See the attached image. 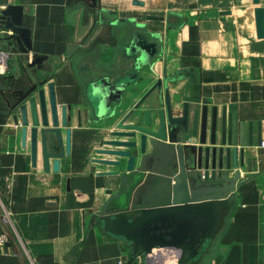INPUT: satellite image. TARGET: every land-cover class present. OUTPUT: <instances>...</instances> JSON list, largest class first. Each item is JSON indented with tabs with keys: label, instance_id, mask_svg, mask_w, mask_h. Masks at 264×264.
<instances>
[{
	"label": "crops",
	"instance_id": "1",
	"mask_svg": "<svg viewBox=\"0 0 264 264\" xmlns=\"http://www.w3.org/2000/svg\"><path fill=\"white\" fill-rule=\"evenodd\" d=\"M138 1L0 0V7L24 6L22 23L31 44L28 52L8 51L0 41V52L10 55L0 74V264H135L129 262L132 248L91 219L107 190L118 187L116 178L102 173L116 167L93 161L115 157L95 148L164 72L179 68H190L197 77L188 84V95L200 100L199 109L207 107V137L215 109L214 146H222L223 114L229 119L232 140L223 147L236 148L229 176L239 173L234 202L195 264H264V35H258L255 13L264 9V0ZM136 32L157 41L153 70L132 69L126 49ZM34 55L43 57L31 65ZM133 71L114 118L90 116V82ZM49 82L59 118L60 105L67 106L71 130L70 154L59 159L57 170L52 157L45 169L39 137L34 165L29 134L21 144L19 106L43 88L49 112ZM186 82L170 83V93L182 92ZM155 97L154 89L137 111L156 110ZM240 125L242 143H234L233 130Z\"/></svg>",
	"mask_w": 264,
	"mask_h": 264
},
{
	"label": "water",
	"instance_id": "2",
	"mask_svg": "<svg viewBox=\"0 0 264 264\" xmlns=\"http://www.w3.org/2000/svg\"><path fill=\"white\" fill-rule=\"evenodd\" d=\"M23 11L22 4L6 2L0 7V41L8 51L15 47L21 52L31 49L30 32L22 23ZM255 13L258 35L261 36L264 35V9L257 7ZM137 47L148 54L144 65L153 70L154 56H159L157 41L149 40L140 32L133 34L126 49L133 58V70H137L135 64L140 55ZM42 57L34 55L31 65ZM135 75L133 71L113 81L105 75L91 81L87 88L90 116L92 113L98 118V100L90 94L94 85L103 84L110 90L107 98L109 112L105 117L113 119L126 86ZM185 78L187 82L183 84L182 92L171 94L170 83L177 85ZM196 80L190 68L175 69L170 74L164 72L124 112L113 129L106 132L101 146L95 148L98 154L115 157H96L93 161L116 167L102 173L113 177V180L116 178L118 187L115 192L107 190L108 198L91 219L103 232L122 239L132 248L129 262L135 255L142 254L143 264L197 263L208 250L225 213L234 202L239 173L233 177L229 173L236 167L237 150L223 147L231 143V124L223 114L222 146H214L215 109L207 137V107L203 105L199 109L197 104L200 100L188 95V84ZM0 88H3L1 84ZM47 89L49 112L43 88L37 90V96L30 95L27 103L19 106L21 144L25 145L29 134L34 165L39 137L45 169H48V160L52 157V168L57 170L59 159L70 154L71 130L67 126V106L60 105L59 118L53 84L49 82ZM154 89L156 110L145 108L137 111ZM175 110L179 113L174 114ZM14 121L18 123L17 116H14ZM241 129L240 125V130H233L234 143H242ZM192 138L198 142H190ZM49 143L52 147L48 146ZM114 200L127 204L114 207Z\"/></svg>",
	"mask_w": 264,
	"mask_h": 264
},
{
	"label": "clouds",
	"instance_id": "3",
	"mask_svg": "<svg viewBox=\"0 0 264 264\" xmlns=\"http://www.w3.org/2000/svg\"><path fill=\"white\" fill-rule=\"evenodd\" d=\"M143 27V25H140ZM155 36L156 34L153 33ZM138 52H140L139 57L137 58L135 67L137 70H140L142 66L147 62L148 60V54L140 49L139 47L136 48ZM91 96L96 98L98 100L97 105V116L100 119H103L109 112V109L107 107V98L110 94V90L106 88L103 84H96L91 89Z\"/></svg>",
	"mask_w": 264,
	"mask_h": 264
},
{
	"label": "built area",
	"instance_id": "4",
	"mask_svg": "<svg viewBox=\"0 0 264 264\" xmlns=\"http://www.w3.org/2000/svg\"><path fill=\"white\" fill-rule=\"evenodd\" d=\"M9 53L7 51H1L0 52V74H5L8 68V60H9ZM4 241V237L0 235V242ZM132 261L135 262V264H143L144 258L142 254H137L133 257Z\"/></svg>",
	"mask_w": 264,
	"mask_h": 264
}]
</instances>
